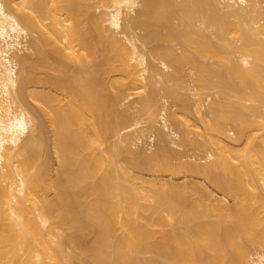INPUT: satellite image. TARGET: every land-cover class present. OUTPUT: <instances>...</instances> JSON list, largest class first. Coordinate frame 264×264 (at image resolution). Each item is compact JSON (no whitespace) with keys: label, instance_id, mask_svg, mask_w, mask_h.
Masks as SVG:
<instances>
[{"label":"bare ground","instance_id":"obj_1","mask_svg":"<svg viewBox=\"0 0 264 264\" xmlns=\"http://www.w3.org/2000/svg\"><path fill=\"white\" fill-rule=\"evenodd\" d=\"M141 1L0 0V264H250L253 248L254 264H264V7L257 6L264 0H219L227 12L224 19L216 16L210 0ZM94 8L104 13L96 15ZM174 8L181 15L179 28L171 23ZM197 14L202 24L220 33L238 34L240 45L230 50L194 32L191 24ZM83 15L85 24L80 21ZM29 33H37L38 43L51 51L41 44L29 46ZM153 41L163 46L148 49ZM169 42L180 44L182 52L164 47ZM32 49L34 61L25 54ZM84 52H99L101 61L89 63ZM232 52L239 55L236 60L228 57ZM147 55L176 74L159 73ZM203 56L220 61L209 67L199 61ZM63 57L80 65L71 68ZM62 68L73 76L50 74ZM184 68L200 72V87L217 85L223 92L219 90L222 98L210 105L220 113L213 125H234L233 131H224L231 134L229 140L246 138L242 152L219 139L222 153L213 152L216 140L210 130L204 135L192 130L196 138L204 136L199 144L189 130L194 125L185 127L184 142L212 151L206 154L208 164L180 162L177 171L203 176L221 198L199 184L191 186L196 194L189 186L170 184L152 192L143 189L147 183L155 188V180L141 179L131 186L135 177L116 163L118 152L127 147L128 154L120 155L135 157L132 144L145 134L123 137V131L135 128L127 122L132 116L124 111L119 117L114 108L140 96L142 115L159 117L167 134L153 135L165 145L159 144L152 155L144 150L131 166L158 161L169 172L175 165L172 159L178 154L164 139L168 135L180 141L178 130L168 125L169 120L179 124V115L158 110L154 85L160 83L156 78H181ZM249 101L262 107H249ZM203 103L199 99V110ZM253 130L263 133L253 135ZM112 137L116 145L102 154L94 152L96 140L105 145ZM177 171L175 167L171 173ZM146 212L152 217L146 219ZM167 220L176 232L163 230Z\"/></svg>","mask_w":264,"mask_h":264},{"label":"rangeland","instance_id":"obj_2","mask_svg":"<svg viewBox=\"0 0 264 264\" xmlns=\"http://www.w3.org/2000/svg\"><path fill=\"white\" fill-rule=\"evenodd\" d=\"M139 1L142 2L141 0H139ZM164 1H169V0H164ZM210 1L213 2V3H215L214 5H216L217 11H218V12H216V14H217L216 16L219 15V16H221L220 18L224 19L223 17L225 15V18H226V14L225 13H227V12H225L226 10L223 9V6L220 4L219 0H210ZM257 6H258V8H263L264 7V4L257 5ZM139 9H142V7L140 8V6H139L137 10H139ZM177 10H175V8H174V11L173 12L175 13V17L173 16L174 18L172 19L171 23H173L174 25H176L179 28V26L182 25L181 24L182 21H180V19H181L180 16L181 15H179L177 13L178 12ZM93 13L96 14V15H101V14L104 13V10L102 8H97V9L94 8L93 9ZM197 15H198V17H200L199 14H197ZM198 17H197L196 20L192 21V24H191V26L193 27L194 32H197V33L200 32V34L207 36L215 44L227 45L230 50L234 46L235 47L236 46L238 47L240 45V43L237 42L238 34L230 33L232 31H230V32L229 31L228 32L226 31L224 33H220L217 30V28H215V27L214 28L208 27L207 25L202 24V22H203L202 18L200 17L198 19ZM232 20H234V19H232ZM80 21L83 22L84 24L87 23V20L85 19L84 15L80 17ZM231 22H233V21H231ZM124 23H125V21H124ZM124 23H123V25L125 26L126 24H124ZM235 23H236V21H235ZM163 24H164V22H163ZM105 27H108V23H106V26ZM181 29H183V28H181ZM137 33H139L140 36H143L145 34V32H143V31L140 32L139 30H137ZM218 34H219V40L217 38L218 37ZM193 36H195V35L194 34L193 35L191 34V37H193ZM119 37H121L122 39H124L123 38V35H121ZM38 38L39 37H38L37 33H34V34L33 33L32 34L29 33V36L27 37V40H28L27 42L29 43V46H31V45L33 47H35L36 45L40 46L39 44H41V43L40 42L38 43ZM262 39H264V38H262ZM136 43L144 51V49L140 46V43L139 42H136ZM159 45L160 46H163V44H161L160 41H153L148 46V49L149 48L158 47ZM41 46H42L43 49H46L47 51L48 50L51 51V48L52 47L50 48V46L43 45V44H41ZM165 46L168 47V48H174V49H176V51H178V53H181L182 52L181 51V45L180 44H177L176 42H174V43H170V42L169 43H165L164 44V47ZM33 47H31V48H33ZM190 49L192 51L193 50L195 51V48H193V47H190ZM25 54L26 55L30 54L28 56H30V60H32V61H34L36 59L35 49H32L30 51H27V53L25 52ZM83 54L87 56L86 60L89 63H91V64H98L101 61V56H100V53L99 52L97 54H94V55L92 53L88 55L85 52ZM228 57L230 59L233 58V59L236 60L239 57V55L238 54H234L232 52V54L230 56H228ZM147 58H148V63L154 65L153 67L156 68V70L159 73L163 72L162 74H165L167 72V74H170V75L171 74H176L172 70L164 71L163 68L161 67V65L159 64V62L153 60V58H150V56H148ZM203 58H204V56H203ZM62 59L64 60V62L69 63V65L71 64L70 65L71 68H72V66L73 67H77V65L79 64L78 62L75 61L74 58L68 59L66 57L65 58L63 57ZM199 61H201L205 65L211 67L213 65V62H215V61L217 62V61H220V60H218V59L217 60H215V59L214 60H211L209 57L208 58L205 57L204 59H201L200 58ZM22 67H23L22 65L21 66L19 65L18 66V69H17L18 70V73L20 72V75H21V72H22V69H23ZM209 67H207V68H209ZM66 70L67 69L64 70L62 68L61 69V72L53 71V72H50V74L53 75L55 78H58V77H60L62 75H63V77L65 75H67V77L73 76L72 75L73 73H70V72L67 73ZM204 70H207V69H204ZM62 71H65V72L62 73ZM201 72H203V71H201ZM199 73H200L199 71H196L194 69L184 68V70L182 72V75H181V78L180 77L178 78L180 80L177 79L175 81L173 80L174 82L173 81L170 82V81H167L166 76L163 79L156 78L157 81H160V83H158V85L157 84L154 85L155 86L154 90L156 91L155 94L157 95V96L156 95L155 96H156V101H157L156 103H158V105H157L158 110H160V112H161V110L163 108H166V111H168L169 113H172V114L174 113L176 116L178 114L180 116V117L179 116L177 117L178 120L176 121L179 124H176L174 121H170V120H169V123H168L170 129H172L173 131H177L178 130L177 133L179 135L178 138L180 137L179 138L180 141L183 140L182 135L184 134L183 136L185 137V135L188 133V130H187V133L186 134L184 133L186 131L185 127L190 126V122H191V124H193L194 126L196 125V128L199 129L197 131V129L194 126H192L190 128L188 127L189 130L191 129V131L193 130V131H196L197 133H200V134H203L204 135L205 132L208 133V131L210 130V133L211 134L210 133H208V134L210 136L212 135V137L214 136V139L216 140V142H215L216 145H214V147H216V148L213 147L214 148L213 152L215 151V152H219V153L221 152L222 153L220 147L217 145V142H218L217 140L218 139L219 140H223L225 144H227L229 146H232V148H235L237 151L240 150V152H242L241 150H243V148L246 146L245 144L247 143L245 141L246 138H242V140H238V141H236V140L235 141L229 140L227 138V136H231V134L230 133H227V135H226V132H224L225 130L226 131L227 130L230 131V129L232 130V127L234 125L233 126H230L232 124H230V125L229 124H227V125L224 124L225 128H227V129L222 128L224 126H222L220 129H218V128L215 127V125H213L214 124L213 122L217 118V115L219 116L220 113L218 111L219 109L217 110L216 108H213L210 105H212V103H215V102L217 103L219 101V99L222 98L221 97L222 95L221 96L219 95V90L220 89H217V85H215L214 87H216V88H213V89L212 88L210 89L211 86L208 87V89H204L203 86L200 87L198 85V83H197V78L199 76ZM204 73H205V71H204ZM210 78H212V77H210ZM209 80H211V79H209ZM213 80L216 81V78L213 77ZM176 81H178V82H176ZM177 84H178V86H177ZM173 91H175L174 92L175 94L173 93ZM170 92L172 94H169ZM220 92L223 93L221 90H220ZM129 93H131V92H129ZM133 93L135 94V92H133ZM137 93L138 92H136V94ZM229 95L231 96V94H229ZM176 96H178V97H176ZM232 96H231L230 99L231 100H235V96L233 94H232ZM135 97L132 98V99H130V100H128V101H125L123 103L120 102V104H118V106H116L114 108L119 113V114L117 113L118 116L119 115L122 116V112H124V111H125V113L128 112L129 113V114L127 113V116H129L128 118H130L132 116L131 117L132 122L131 121H127V122H129L128 125L129 126H135V128L137 127L136 130H135V128L133 129V127H132V129H127L128 131L125 130V132L123 131V133H121V134H123L122 135L123 137L125 135L127 136V134H129V136H130V134H131L130 137H133L134 136L136 138H137V135L138 134H145V135H142L143 137L141 135H138V137L141 136L142 139L140 141H136V142H134L135 141L134 140L133 141L134 142V145L132 144L131 149L136 153L137 156L135 155V157H139L140 155H142V153H145L144 150L145 151L147 150V152H146L147 155H152V154H155L157 152V150L160 148L159 144H161V145L164 144L162 140H159V137H154V136H158V135H156L157 132H163V133L167 134V131L163 127V125H164L163 124V121L159 117H156L154 119V118H151L150 117L151 115L150 116L149 115H146V113H145V115H142L143 112L140 111V105L139 104L137 105V102H138L137 100H140L141 98L139 99L140 96L137 97V98H135ZM232 98H234V99H232ZM199 99L205 100V104L204 103L202 104V107L200 108V110H199V107H198ZM31 103L33 105L34 102L31 101ZM53 104H55V103L53 102ZM258 104H257V102L256 103L255 102H250V101L249 102H246V105L249 106V107L254 106L255 108H257L256 106ZM258 106L262 107L260 104ZM210 107H212V108H210ZM257 109H260V108H257ZM210 110H211V112H210ZM216 111H218V112L216 113ZM260 112H262L264 114V108H261L260 109ZM125 113H123V114H125ZM181 115L184 116V119L185 120L187 119V117H189L188 120H190V121H189V124H187V126L186 125L184 126V124H186L187 122H185V120L181 117ZM185 116H186V118H185ZM199 118H202L203 121H200ZM254 119L255 118H253L252 121H254ZM260 120L262 122V119H260V117H259V120L258 121H260ZM137 122H138V125H137ZM181 122H182V124H180ZM256 122H257V120H256ZM257 123H259V122H257ZM128 125H127V127H128ZM175 129H177V130H175ZM134 130L136 132H134ZM193 131H192V134L195 137L196 132L194 134ZM255 131L254 130H253V132L251 131L253 133V135H262V133H263V132H258V131L255 132ZM251 132H250V134H251ZM135 133H136V135H135ZM180 133H182L181 136H180ZM132 134H133V136H132ZM192 134L191 135L189 134V136H190L189 139H192L193 138ZM49 135H50V141H49V143H50V146H51L52 145L51 134H49ZM196 136H197V138L195 137L196 140L195 139H193V140H195L197 142L198 139H199V144H200V142H202V139H203L204 136H198V135H196ZM134 137H133V139H135ZM173 137H169L168 135H165V139H164V141L168 144V145L166 144V146H168L169 148H171L170 150H172V151L174 150L175 152H177V153H174V154H178V156H176V157L179 158V160H177L178 158H176L174 156V158L172 159L174 161L170 160V161L173 162V164H171V165H174L175 164L176 166L175 165L172 166V169H170L169 172H168V169L166 170L164 167H163L164 169L161 168L162 167L161 166L162 164H158V161H154L157 164L152 163L151 166L150 165H139L137 167H134V166L132 167L130 163L135 158L134 155H130V154L128 156H126V155H123V156L120 155L121 152L124 154L127 151V148H128L127 147L128 144L126 146L127 148H124L123 145L120 144L122 146L120 150H122V148H124V150H123L124 152L123 151L118 152L119 153V156L121 158L118 157V159L119 158L120 159L117 160L116 163H118L119 166H121L124 169H126L128 172H130L135 177V180H133L131 182V186L132 185L135 186L136 184H138L137 182H140L141 179L142 180H145V181L146 180L147 181L155 180V182L156 181L159 182V184L155 188L150 187L148 185V183L143 185V189H145L147 191H150V192H152V191H154L156 189H161L162 188L161 186H163V184H170V185L181 186V187H183V186H189L188 188H190V189L193 186H195V184L196 185L199 184V185H201V187L202 186L203 187H206L207 190L211 191L214 195H216L217 197L221 198V192L218 191L217 188L215 189L212 184L208 183V181H205V178L204 179L202 178L203 176L201 177V175H196L195 173H193V174L192 173H189V172L188 173H185V172H183L181 170L180 171L178 170L179 172L177 171V169H179L178 163L180 164V162H190L191 164H193L194 162L196 163V160H197V162H199L201 164H208V161L206 160V154H207L208 150H211V149L209 147H208V149L207 148H201L199 145H196L195 142L194 143L193 142L190 143L189 140H187L186 142H184V140H183L184 144H182V142H180L177 138H175V137L173 138ZM199 137H202V138H199ZM207 137H208V135H206V138ZM133 139H131V140H133ZM116 140H115V137H112L108 141L109 143H107L105 145H100V143L98 142V140H96V142H94L92 144V147L94 149V152L96 154H102L103 151H105V150L107 151L108 148H111V146L113 147L114 145H116V143H115ZM204 140H203V142H204ZM174 141L175 142L177 141L176 144L178 142H180V144L178 143L177 145H174ZM171 142H173V144ZM254 142L256 144L257 143V140H255ZM125 145L126 144H124V146ZM179 145H180V147H178ZM161 147H163V146H161ZM148 148L151 149L150 152H149V149ZM125 149H126V151H125ZM50 154L52 156V161L54 163L55 162V159L53 158L54 156H53V153H52V149L51 148H50ZM104 156H106V155L104 154ZM205 161H207V162H205ZM158 165H160V166H158ZM148 166H149V168H148ZM177 166H178V168H177ZM175 167H176V171L177 172L176 173H174V172L171 173L173 171V168L175 169ZM217 173H220V172L217 171ZM137 187L139 188L140 186H137ZM190 189H189V191H190ZM192 191L194 192L195 190L191 189V192ZM194 193L196 194V192H194ZM194 193H193V195H195ZM192 198L194 199L195 197L192 196ZM227 201H228V203H231V199L230 198H228ZM151 215H152L151 212H146V213L143 214V216L146 219L152 217ZM165 216L167 217V214H165ZM143 221H145V220H143ZM143 221H141V222H143ZM170 221L169 220L166 221V223L164 224L163 230L165 232H167V233L176 232L177 231L176 230V227L174 229V225L172 226ZM177 228L179 229V227H177ZM153 229L154 230H157L158 228H153ZM117 234H121V230H118L117 231ZM92 240H93V236H90L87 239L88 242H91ZM66 248L68 249V246ZM260 251H263V250L260 249ZM251 252H252V255L253 256H252V260L250 261V264H254L253 261H256V259H257L256 255H255L256 254L255 252H257L256 248L251 249ZM152 256L153 255L150 254V253L146 255V257H148V258H150ZM72 264H79V263L78 262H73Z\"/></svg>","mask_w":264,"mask_h":264}]
</instances>
